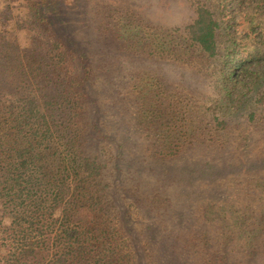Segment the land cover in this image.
I'll return each mask as SVG.
<instances>
[{
    "label": "trees",
    "instance_id": "16d2710c",
    "mask_svg": "<svg viewBox=\"0 0 264 264\" xmlns=\"http://www.w3.org/2000/svg\"><path fill=\"white\" fill-rule=\"evenodd\" d=\"M16 1L23 11L17 26L26 43L2 38L0 44V58L6 59L0 61V264H160V256L150 251L153 237L142 238L152 221L137 227L136 217L157 213L166 220L169 197L138 196L135 182L123 181L136 164L154 172L146 157L130 153L131 130L119 137L101 108L97 70L75 37L88 23L84 6L89 0ZM220 6L224 15L226 7ZM112 10L108 29L128 50L141 53L148 44V53L177 55L165 51L179 44L170 32L158 47L161 34L150 24L128 9ZM0 14L10 17V5ZM216 14L208 5L198 6L181 43L190 41L198 54L215 56ZM232 76L231 70L222 77L230 102ZM145 83L141 79L132 86V119L142 134L158 136L153 146L161 161L177 157L190 143L182 136L189 128L176 125L185 102L154 81L146 92ZM248 186L264 191V175L249 179ZM217 216L228 224H221L214 240L205 230L195 232L186 243V261L258 264L264 256V208L223 206Z\"/></svg>",
    "mask_w": 264,
    "mask_h": 264
},
{
    "label": "rangeland",
    "instance_id": "374dc122",
    "mask_svg": "<svg viewBox=\"0 0 264 264\" xmlns=\"http://www.w3.org/2000/svg\"><path fill=\"white\" fill-rule=\"evenodd\" d=\"M6 5L12 14L8 18L0 14V44L5 38L6 43L23 46L25 37L17 26L23 11L16 0H0V9ZM200 5L213 8L219 19L212 57L198 54L199 47H189L190 41L181 43ZM220 5L226 7L224 15ZM84 8L88 23L75 31V37L83 41L97 70L101 108L119 137L125 129L131 130L130 153L143 155L153 167L154 173L148 166L141 171L136 164L123 181L127 185L134 181L138 196L169 197V218L138 215L136 226L152 221V229L145 230L142 238L153 237L150 251L160 256V264H200L196 257L186 261V243L198 230H205L213 240L219 235L221 224L229 222L218 218L221 207L264 208V191L248 186L249 179L264 175V0H89ZM112 9L121 13L128 9L141 23L150 24L161 34L155 40L158 47L162 35L170 32L179 44L168 45L165 51L172 49L177 55L148 53V44L141 53L128 50L108 29ZM231 70L232 102L225 97L222 82ZM141 79L150 87L146 92L155 87L154 81L185 102L176 125L189 128L182 136L190 143L177 157L161 161L153 146L158 136L142 134L132 119L136 100L132 86ZM258 264H264V256Z\"/></svg>",
    "mask_w": 264,
    "mask_h": 264
}]
</instances>
